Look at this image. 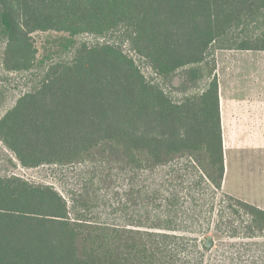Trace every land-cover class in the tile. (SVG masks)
<instances>
[{
    "label": "trees",
    "instance_id": "1",
    "mask_svg": "<svg viewBox=\"0 0 264 264\" xmlns=\"http://www.w3.org/2000/svg\"><path fill=\"white\" fill-rule=\"evenodd\" d=\"M51 33L55 58L38 56ZM224 50L264 52V0H0V82L39 74L0 142L26 169L80 167L68 200L0 176V264H244L264 210L222 191Z\"/></svg>",
    "mask_w": 264,
    "mask_h": 264
},
{
    "label": "rangeland",
    "instance_id": "2",
    "mask_svg": "<svg viewBox=\"0 0 264 264\" xmlns=\"http://www.w3.org/2000/svg\"><path fill=\"white\" fill-rule=\"evenodd\" d=\"M61 36L56 33L51 34H35L33 38L38 48V56H50V58H55L54 52H56L58 45L56 44V39ZM113 40H117L116 36H113ZM79 40L90 43L92 38L88 35H83ZM102 41V40H100ZM123 49L127 51V46L124 45ZM215 65L217 66L216 74L221 78L225 77V73L230 72V74L237 70L238 68H254L255 66H264V53H248L241 57L236 52H217L214 54ZM138 66L140 67L142 73L148 80H153L154 82L161 81L156 77V75L145 65L136 59ZM207 69L209 70L213 65V58L209 57L207 61ZM248 63H251L248 65ZM256 63V64H254ZM248 66V67H247ZM247 67V68H246ZM249 72V71H246ZM39 74L36 71L24 74H9L5 80L0 82V93L3 92V97L0 94V117L3 116L5 111L12 107L19 96L29 91L31 86L35 85L37 82ZM208 84L207 80L201 83L197 89L182 93L178 90L176 91L172 87L163 86L165 93L171 97L174 101H180L186 96H191L194 94H199L201 90L206 88ZM4 98V99H2ZM247 171L251 174H246L245 177L249 176L248 181L239 180L237 175V168L232 164L231 159L227 164V170L225 174L226 189L222 191L226 193H238L242 198L247 199L246 202L254 205V203H261L264 205V175L260 176L261 180L258 181L256 177V170L258 164L254 160H248ZM246 165V164H245ZM80 167L72 166L66 168H60L55 166H42L35 169H26L19 165L14 156L7 151L0 142V176L10 177L16 176L28 182L34 184H44L52 186L56 191H58L66 200L69 198L68 191L71 190L74 185V180L77 178L75 174ZM120 187V186H119ZM118 187V189H119ZM120 187L119 192L122 194L124 191ZM121 202L123 200L121 199ZM221 239L214 238L215 250L220 255L224 248L221 245H226L230 242L223 235ZM249 241V240H248ZM246 241V242H248ZM245 242V241H239ZM237 242V243H239ZM249 242H256L258 245L249 246V251L245 257L244 264H264V233L258 238L250 240ZM216 264H230L229 261L223 260L219 257Z\"/></svg>",
    "mask_w": 264,
    "mask_h": 264
},
{
    "label": "crops",
    "instance_id": "3",
    "mask_svg": "<svg viewBox=\"0 0 264 264\" xmlns=\"http://www.w3.org/2000/svg\"><path fill=\"white\" fill-rule=\"evenodd\" d=\"M223 52H236L241 57L248 53H264L235 50H224ZM253 67L249 70L238 68L231 74L227 68L225 77L221 78L216 74L217 66L215 65L214 75L218 82L225 167L223 189H226L225 174L230 159L237 168L239 180H249V176L245 177L246 174H250L246 167L248 160H254L258 164L255 177L258 181L261 180L260 176L264 175V66L253 65ZM226 193L247 201L236 192L228 193L226 190ZM254 206L264 210V205L261 203H254Z\"/></svg>",
    "mask_w": 264,
    "mask_h": 264
},
{
    "label": "water",
    "instance_id": "4",
    "mask_svg": "<svg viewBox=\"0 0 264 264\" xmlns=\"http://www.w3.org/2000/svg\"><path fill=\"white\" fill-rule=\"evenodd\" d=\"M206 246H211V242L210 241H206V244H205Z\"/></svg>",
    "mask_w": 264,
    "mask_h": 264
}]
</instances>
